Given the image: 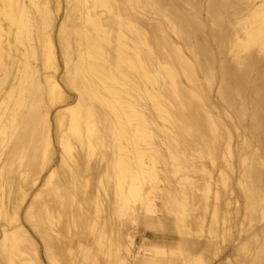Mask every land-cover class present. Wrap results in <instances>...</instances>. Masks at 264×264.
Returning <instances> with one entry per match:
<instances>
[{
    "label": "bare ground",
    "instance_id": "obj_1",
    "mask_svg": "<svg viewBox=\"0 0 264 264\" xmlns=\"http://www.w3.org/2000/svg\"><path fill=\"white\" fill-rule=\"evenodd\" d=\"M65 1L69 6L57 26L59 0L54 8L51 0H0V88L6 96H13L15 108H21L11 118L15 124L12 144L2 159L5 162H0V264H212V258L204 253L217 255L225 245H219L214 235L208 236L216 233L215 224L204 226L202 215L193 213L196 181L187 177L191 157L186 152L196 145L200 155L217 145L216 108L218 112L232 109L239 122L250 116L256 129L263 127L264 117L258 112L264 109V78L254 70L256 57L240 54L237 47L242 44L238 32L242 30L246 35L242 42L255 40L264 49V0L243 7L231 0H209L205 6L209 24L200 14L179 5L188 2L192 9L198 8L196 0H127L133 18L125 12V0ZM229 6L232 14L226 13V17L231 27L224 30L215 15L218 10L225 13ZM139 8L153 10L167 22L141 26L142 21L135 17ZM204 21L210 27L201 33ZM157 48H165L167 53ZM59 56L65 67L60 77L56 74ZM173 66L186 76L188 88L176 81ZM198 71L206 80L216 77L220 97L216 105L211 99L205 107L195 103L202 94L196 90ZM64 89L73 94L66 95ZM177 92L184 94L173 103L171 98ZM165 100H171L172 106ZM48 103H62L53 116L54 133L47 120ZM249 108L255 109L250 112ZM63 125H68L65 131ZM6 127V121H1L0 135ZM67 131L84 148L83 155L67 153ZM231 133L228 128L222 133L226 152ZM190 138L196 139V144ZM101 142L109 152L91 166L86 157ZM55 143L61 150L55 169L59 168L61 175L52 192L61 203L49 195L36 201L37 193L21 208L26 192L15 190L25 182L14 173L38 171L35 158L39 155L49 160ZM32 150L36 157L16 164L22 154L28 151L30 156ZM261 157L264 149L257 159ZM261 162L264 165L263 159ZM203 172L207 177L201 184L205 208L211 171L204 166ZM245 176L250 199L247 208L252 211L257 200L264 198V175L252 164ZM92 178L96 180L94 188L98 191L100 185L107 194L102 178L112 179L115 196L110 204L118 203L119 210L128 212L144 235L152 230L166 241L156 245L148 239L134 255L131 249L137 238L120 228L112 206L105 209V215L99 206L92 207L94 219L100 223L92 222V210L84 204L94 203L96 190L83 197L79 186ZM36 179L33 177L30 185ZM186 189L191 190L189 197ZM158 191L160 206L165 208L155 216ZM136 201L139 205L134 208ZM187 210L194 215L189 223L181 219ZM171 213L175 220L167 215ZM204 228L207 231L201 239L198 232ZM231 228L227 224L224 230ZM174 230L189 237L167 241L175 238ZM257 262L264 264V258Z\"/></svg>",
    "mask_w": 264,
    "mask_h": 264
},
{
    "label": "rangeland",
    "instance_id": "obj_2",
    "mask_svg": "<svg viewBox=\"0 0 264 264\" xmlns=\"http://www.w3.org/2000/svg\"><path fill=\"white\" fill-rule=\"evenodd\" d=\"M60 1V7L58 11L56 12V20L55 24L59 26V23L63 19V16L65 14L66 7L69 5L65 0H59ZM195 1V0H191ZM199 1V7L198 8H191L193 4H188V2L184 3L181 2L179 5L181 7H184L188 10H190L194 15L200 14V18H204V20H207V24L210 23V19H206L205 17V6L209 0H196ZM223 1V0H221ZM234 5H239L240 7L245 6L247 3H259L260 0H231ZM125 4L123 5L126 7L125 12L133 18L134 16V10L132 6H130V2L125 0ZM119 4V2H117ZM192 3V2H191ZM51 5L55 6V0H51ZM122 5V4H121ZM191 5V6H190ZM233 6V4H232ZM122 7V6H121ZM233 7H227L226 12H222L221 10H218L216 12V22L223 28L224 30L231 27V24L228 22L226 13L232 14ZM139 11L138 14H135L136 18H140L141 26H147V28H150V25L148 23H162L167 22V18L164 16H160L154 13L153 10H144V9H137ZM127 16V15H126ZM238 15L231 16L230 21L234 22V20L237 18ZM202 29L200 30L201 33L206 32L210 25L207 26V24L203 23ZM235 28H239V26H235ZM199 32V33H200ZM240 40H241V46L237 47V51L244 55V54H252L256 57L258 63L256 64L254 70L257 71L262 75L264 78V49H261L258 42L255 40L249 39L248 42H242L245 40L246 35L243 33V31H238ZM57 32H55L56 34ZM113 34V33H111ZM172 36L175 37V34L173 32L170 33ZM177 39V37H175ZM179 40V39H177ZM59 51V48H58ZM157 51H160L162 53H167V50L163 48L162 50H159L157 48ZM231 56V53H228V57ZM65 67L63 63V59L59 56V69L56 72L57 76L60 77L63 74ZM173 69L177 71V78L176 81L180 82V86L182 87H189V81L186 79V76L182 73V71H179L176 66H173ZM0 78H1V72H0ZM197 79V86L196 90L197 92H201L202 94L206 92L207 95H200L198 99H196V104L201 107H205L206 104L209 103L210 99L212 100V105L215 104L217 100L220 99V97L217 95V79L216 77H213L211 80H206L204 75L198 71V75L196 76ZM63 84V83H62ZM184 89V88H183ZM210 92V96H209ZM66 95L71 96V93L73 94L72 90H65L64 92ZM183 92H177L173 95L171 98L173 103L178 102L179 98L182 97ZM7 94H4V92L0 88V122L3 123L6 121L7 127L5 128V131L2 135H0V162L4 161V154L12 144V136L13 132L15 130V124L12 121V117L15 113H17L18 110L21 108H15V106L12 104L13 102V96H6ZM256 98H260L257 97ZM171 100H165V104L167 106H172ZM97 106H101L99 102H95ZM51 107L48 110V117L47 120L50 123V127L52 128V132L54 133L55 129V123L53 120V116L55 112L61 108L62 103L56 104H50ZM43 105V104H42ZM216 105V104H215ZM47 109V107H46ZM221 109V108H220ZM255 108H249V111H253ZM214 112L218 114L219 123L218 127H215L217 131H219V134L216 136L215 142L217 145L215 147H212L210 149H204L203 152L198 155L196 152V145L192 146L187 152L186 155L190 158V170L187 171V177L189 180L196 181V189L193 191V195L195 197V205L192 207L195 210L193 211L195 214H201L204 219V226L207 223V227H209V224H215L216 233L212 232L208 236H215V239L218 241L219 245H225L223 247L222 252H219L217 255L211 254L209 252H205L204 256H208L212 258L213 263L212 264H258V260L260 258H264V198H261L257 200L255 210H248L249 208V202L250 199L248 198L249 193L246 191L245 182L248 181V178L245 176L246 171L248 170L249 166L252 164L254 167H257L260 172L264 175V165L262 164L261 160H264V157L258 158L257 155L259 152L263 151L264 149V121H263V127L261 129H256V126L254 125V121L251 120V117L249 116L248 119H244L242 122H239L234 115V112L232 109H225L223 108L220 112H218V108L214 109ZM220 114V116H219ZM258 115L261 117H264V109L259 108ZM232 117V118H231ZM10 121V122H9ZM16 123V121H15ZM225 125V128L223 126ZM100 127V126H99ZM66 128H68V125L65 127L63 125L61 127L62 131H65ZM212 128V125H211ZM230 129L231 133V141H230V148L229 151L226 152L225 150V139L223 136V130ZM220 129V130H219ZM67 135L70 142V154L74 156L83 155L84 148L79 145V142L74 134L67 131ZM192 140V144H196V139L190 138ZM199 147V145H198ZM86 150V149H85ZM53 153L50 156L49 160H46V158L41 159V157L38 155L37 158H35V166L34 168L38 171L32 173L33 171L28 172V170L23 174L17 175L14 173L16 179L20 180L21 182H25L22 187H16V192H26V195L22 201L21 208L23 206H27L33 196L37 194L35 197L36 201H39L40 199H43L44 197H47L48 195L56 201L57 204L61 203L60 199L56 198V195L53 194V190L55 188V184L57 182V179L59 178L60 169H55V162L57 159H59V156L61 155V150L58 143H55L52 147ZM109 151L104 147L103 143H99L95 149L89 153V155L86 157L89 165L94 166L97 159L101 157L103 154L108 153ZM64 154V155H67ZM34 152L32 150L30 156L28 154V151H26L24 154H22V158H18L15 162L16 164L21 162H25L28 158L32 159ZM40 159V161H39ZM5 162V161H4ZM2 162V164L4 163ZM42 162V163H41ZM54 162V164H53ZM42 164V166H41ZM206 166L209 168L211 178L209 179V189L207 191L208 199L206 207H203L202 200V185L204 184V180H207L206 175L203 172V167ZM45 167V168H43ZM33 168V169H34ZM28 169V168H27ZM52 172L50 177L47 178V175ZM9 175V174H7ZM10 176V175H9ZM36 183L33 185L31 184V179L33 177H36ZM178 176V175H176ZM176 176L171 177V181H176ZM46 177V178H45ZM88 177V176H87ZM86 178V177H85ZM0 180L1 177H0ZM94 180L93 178L87 181V183L83 186L80 184V188L82 189V193L80 196H88V194H92L93 191L97 189L94 188ZM103 183L105 184V187L108 190L107 192H104L103 188L99 185L98 191L94 192L95 198L94 203H87L84 204L85 206H88L92 210L91 218L93 221H99L100 219H94V213L92 207L95 209L94 206H99V210L102 211V215H105V209L109 208L110 206L115 209L113 216L116 219L118 223H120V228L125 230L131 235H135L136 244L132 247V252L134 255L137 252V247L144 241H147L148 239L152 241V243L156 245H162L164 241H166L165 238H162L157 232H154L152 230H148L149 232H145L147 235H144V230L141 226L136 223L134 220L133 222L130 220V216H127L126 211L119 210L118 209V203H111L112 196H115V187L110 185V182H112V179H105L102 178ZM106 182V183H105ZM109 182V183H108ZM96 183V182H95ZM108 183V184H107ZM180 183H183L184 181H180ZM188 183V182H187ZM258 183V182H257ZM79 184V183H77ZM103 186V184H102ZM159 186L162 187V183H159ZM7 189V186H5ZM114 187V188H113ZM184 187V186H183ZM185 189V187H184ZM50 191V193H49ZM187 195L189 197V193L191 190L186 189ZM52 192V193H51ZM158 193L156 194V199L154 201V210L155 212L153 215L158 216L160 213V209L164 210L165 207L160 206V201L158 199ZM186 195V196H187ZM140 201L139 199H137ZM192 201V203L194 202ZM202 204V205H201ZM139 205V202L136 201V206ZM72 207V206H71ZM190 209V207H189ZM214 210H217V214H213ZM218 210L219 213H218ZM101 214V213H100ZM167 214L170 218H173L175 220V217H173V213ZM194 215H191V212L189 213V210H187V214L184 215L181 219L184 220V222H190L192 217ZM220 218V219H219ZM61 217L59 216V220L61 221ZM227 224H231L232 228L228 230L227 232L224 230L225 226ZM72 231H76L77 227L72 225ZM206 229L202 230V232H198V235H201V239H203L204 234H206ZM64 232L69 233L70 229L64 230ZM152 233H155L156 235H152ZM91 235V234H90ZM173 235L175 238H169L167 241H174L176 242L179 238L182 236H188L180 233V231H173ZM89 236V234H88ZM243 236V238H242ZM146 239V240H145ZM246 239V241H245ZM178 252H181L180 249L177 250ZM62 264V262H60Z\"/></svg>",
    "mask_w": 264,
    "mask_h": 264
}]
</instances>
